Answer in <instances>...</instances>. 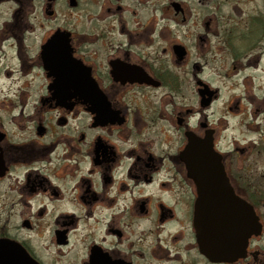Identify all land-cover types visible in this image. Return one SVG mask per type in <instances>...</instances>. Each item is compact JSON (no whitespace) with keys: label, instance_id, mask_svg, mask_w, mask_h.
Returning <instances> with one entry per match:
<instances>
[{"label":"flooded vegetation","instance_id":"obj_1","mask_svg":"<svg viewBox=\"0 0 264 264\" xmlns=\"http://www.w3.org/2000/svg\"><path fill=\"white\" fill-rule=\"evenodd\" d=\"M263 183L264 0H0L5 259L264 264ZM235 197L262 233L215 262Z\"/></svg>","mask_w":264,"mask_h":264},{"label":"water","instance_id":"obj_2","mask_svg":"<svg viewBox=\"0 0 264 264\" xmlns=\"http://www.w3.org/2000/svg\"><path fill=\"white\" fill-rule=\"evenodd\" d=\"M191 143L195 144L193 141ZM235 200L234 206L218 208V220L196 224V231L202 239V250L215 262H232L243 256L248 238L261 233L262 227L253 209L249 205L239 204L236 197ZM222 211L226 212V216L223 217ZM3 255L5 254L1 249L0 263H15L9 258L5 259Z\"/></svg>","mask_w":264,"mask_h":264},{"label":"rangeland","instance_id":"obj_3","mask_svg":"<svg viewBox=\"0 0 264 264\" xmlns=\"http://www.w3.org/2000/svg\"><path fill=\"white\" fill-rule=\"evenodd\" d=\"M221 113V112H220ZM221 116H222V114H219V117L221 118ZM240 119L242 118V119H244V120H246V121H248V120H252V118H251V116L250 115H248L247 113H246V111H242L241 113H240ZM238 120V117H236L235 119H229V129H230V126L232 125V122H236ZM235 124V123H234ZM233 124V125H234ZM235 126V125H234ZM235 135H238V131L237 130H235ZM263 187H264V183H263ZM261 211H264V208L263 209H261ZM261 238H260V240H259V242L257 243V245L259 246V247H261V250L262 251H264V232H263V234L260 236ZM233 262H235V261H232V263Z\"/></svg>","mask_w":264,"mask_h":264}]
</instances>
